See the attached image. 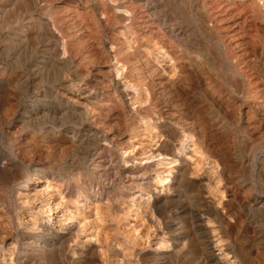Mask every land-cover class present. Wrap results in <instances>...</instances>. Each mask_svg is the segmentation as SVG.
<instances>
[{
    "label": "bare ground",
    "instance_id": "bare-ground-1",
    "mask_svg": "<svg viewBox=\"0 0 264 264\" xmlns=\"http://www.w3.org/2000/svg\"><path fill=\"white\" fill-rule=\"evenodd\" d=\"M55 1L0 0V139L13 138L17 151L7 155L0 146V175L18 185L7 208L19 235L0 246V264H32L48 247L57 250L47 264L236 263L231 244L242 216L261 200L239 179L241 147L264 142V0H248L249 12L233 10L239 0H161L194 7L192 34L158 9L159 0ZM33 38L40 40L32 49ZM23 48L33 56L19 72L13 63ZM51 63L62 69L57 86L26 88L34 100L14 105L16 89ZM53 111L86 121L72 137L84 131L95 140L89 162L98 182H71L22 154L48 150V129L21 132L10 118L43 120ZM191 188L200 252L180 250L175 236L162 248L157 240L141 246L136 228L122 229L123 240L115 233L138 201L177 217L181 193Z\"/></svg>",
    "mask_w": 264,
    "mask_h": 264
},
{
    "label": "rangeland",
    "instance_id": "rangeland-1",
    "mask_svg": "<svg viewBox=\"0 0 264 264\" xmlns=\"http://www.w3.org/2000/svg\"><path fill=\"white\" fill-rule=\"evenodd\" d=\"M72 4L76 3L77 0H68ZM161 1V0H159ZM238 1V0H237ZM53 4L55 5V0H52ZM74 2V3H73ZM242 4L236 6L233 10L237 8V11H243L249 12L248 8V0H239ZM162 3V4H161ZM160 7L158 9L163 10L167 13H172L176 18L177 26L181 27L184 30H187L189 34H192V29L195 21V12L194 7H189L186 5H183L181 3H174V4H167L163 1L160 3ZM61 6L57 7L56 12L61 14ZM246 8V9H245ZM77 20L76 15H72L71 17ZM67 19V15H65ZM72 22L74 20L71 19ZM72 22H69L70 24ZM67 24V20H66ZM75 24V25H74ZM261 25V23H258ZM74 27L78 28V25H76V22L73 23ZM19 30H24V26H20ZM27 32V31H26ZM38 40L40 38L36 39L33 38L31 40L32 49L37 45ZM191 46L192 42H191ZM28 48L27 50L20 49L21 51L15 52V63H13V68L17 69V71L21 72L24 67L20 66L24 64L25 61L32 60L31 55L33 56L32 49ZM8 53V52H7ZM6 53V55H7ZM32 53V54H31ZM29 55V56H28ZM31 59H29V58ZM26 59V60H25ZM22 63V64H21ZM53 64V65H52ZM264 64V59H263ZM12 63H10L11 67ZM18 66V67H16ZM12 68V67H11ZM264 69V66H263ZM61 67L60 65L56 63H51L48 65V67L42 71L39 74L37 72V75L34 74L30 78V85L25 86L21 85L19 88L16 89V91L13 94L12 102L14 105H17L19 102H22L24 105L30 104L32 100H34L35 95H31L30 92L33 90V86H40V89H46L47 87H55L57 86V83H55V79L58 78V76L61 73ZM83 78V77H81ZM80 78V79H81ZM55 85V86H54ZM255 85V84H254ZM256 86V85H255ZM254 86V87H255ZM30 89V92L27 91V89ZM255 88H259L258 86ZM240 97L242 99H245V93L241 92ZM50 97L44 98L43 102L47 105H50L51 101ZM53 106V103H51ZM48 118L43 117L39 119H25L21 118L19 114L16 116H12L9 120V122H13L17 129L21 132H30V133H37L40 129H48L46 133V137L48 139L49 143V149L45 151H39L38 149H29L22 150V154L27 156L28 158H32L35 160V162H39L43 169H51L60 172L63 176H67L69 178V181L71 182H85L86 185L92 184V182H98V177L96 173L93 171V166L89 162L91 159V155H94L95 150H97L96 142L92 138H88V136L85 134L86 132L83 131V134L80 138L75 139L76 137H72L74 133V128H78L81 130L85 129V123L86 121H83L82 123L76 121L75 119L70 117L69 114L60 115L58 111H53L51 114H48ZM68 115V116H67ZM61 117V118H59ZM38 120V121H37ZM94 141V143H93ZM11 142V143H10ZM13 138L10 139L6 136V134L2 135L0 139V146L4 149V151L7 153V155H17V151L13 150L14 144ZM18 144V143H17ZM95 144V145H94ZM11 147H10V146ZM10 147V148H9ZM95 149V150H94ZM36 152H34V151ZM246 155H240L245 159L244 163V172L242 177L239 179L240 185H247L246 190H250V192L254 196H258L261 198L260 204L257 206H254L248 215L247 212H244V215L241 219V224H243L244 228L242 229V232L238 235L236 242L232 243L231 245L234 247L233 244H235V248L233 249V253L231 254V258L234 262L237 264H264V142L261 143L258 148L251 149V145L247 144L244 149L240 150ZM14 153V154H13ZM33 169H28L29 177L37 178L38 175H35V172L32 171ZM2 177V181L0 179V246H4L6 248V245H8L10 242L16 243L18 240V236L15 231L14 227L10 225L9 218L12 213L9 211V208H7V204H12L14 200L18 199V191H17V184H13L12 181H10V178L7 176H4L3 174L0 175ZM40 176V175H39ZM224 187H222L223 189ZM117 189V188H116ZM195 188L188 189L186 191H183L181 194L184 201L183 203H180V206L182 207V212L177 216L171 218V213L169 209L166 211L165 206H161L158 210H151L150 205L147 204L146 201H136L137 205L139 203V206H136L132 211V217L130 221L126 224H122L119 226V230H116L117 235L121 237L118 238V240L124 239V230H130L131 228L138 229V234L140 236V244L141 246H146V244L152 243V241H158L162 242L163 246L170 244L171 237L173 236L179 237L178 240V246L182 247L180 250H183L185 247L190 252H200L201 249L199 248V234L198 230L196 228L197 226V216L196 211L199 207L198 201L196 199L195 195ZM81 191H83L81 189ZM45 197V201L51 204V212L54 213L57 211L58 206L55 204L54 201H49L46 195L43 194L42 200ZM128 196L127 198H129ZM2 200V201H1ZM136 200V199H135ZM242 203V202H240ZM263 204V206H262ZM140 209V210H136ZM174 209V208H173ZM15 210V209H14ZM14 210L12 212H14ZM151 210V213H150ZM138 211V212H137ZM147 211V212H146ZM253 212V213H252ZM135 214V215H134ZM150 214V216H149ZM152 214V215H151ZM8 217V218H7ZM23 217V216H21ZM18 219V218H17ZM21 219L15 220V225L20 221ZM8 221V222H7ZM244 222V223H242ZM7 223L9 225H7ZM5 224V225H4ZM134 225V226H133ZM9 228H8V227ZM126 226V227H125ZM133 226V227H131ZM130 229H129V228ZM12 228V229H11ZM128 228V229H126ZM123 229V231H122ZM250 229L252 232L255 233L253 237L252 236H243L242 233H246V230ZM13 230V231H12ZM114 232V231H112ZM122 233V234H121ZM178 233V234H177ZM180 233V235H179ZM14 237V238H13ZM142 238V239H141ZM227 241H230L227 237H225ZM256 239V240H255ZM152 240V241H151ZM168 240V241H167ZM7 241V242H6ZM198 241V242H197ZM168 244H167V243ZM165 243V244H164ZM230 243V242H228ZM11 246V243H10ZM185 248V249H186ZM47 249V248H46ZM184 249V250H185ZM56 248L48 247V250H46V253L44 251L43 256H35L34 253L31 252L33 261L32 264H47L48 260H50L51 256L56 253ZM186 250V251H187ZM49 253V254H48ZM51 253V254H50ZM48 256V257H47ZM43 257V259H42ZM47 258V259H46ZM46 259V260H45ZM36 260V262H34ZM34 262V263H33ZM178 263V262H177ZM234 263V264H236Z\"/></svg>",
    "mask_w": 264,
    "mask_h": 264
}]
</instances>
